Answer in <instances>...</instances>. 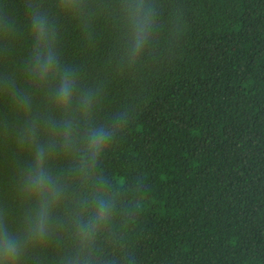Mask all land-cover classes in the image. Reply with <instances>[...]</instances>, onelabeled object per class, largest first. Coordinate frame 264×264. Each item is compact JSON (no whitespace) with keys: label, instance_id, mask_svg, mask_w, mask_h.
<instances>
[{"label":"trees","instance_id":"obj_1","mask_svg":"<svg viewBox=\"0 0 264 264\" xmlns=\"http://www.w3.org/2000/svg\"><path fill=\"white\" fill-rule=\"evenodd\" d=\"M38 48L56 61L44 80ZM37 144L61 189L41 240ZM101 191L108 217L83 239ZM0 228L17 264H264V0H0Z\"/></svg>","mask_w":264,"mask_h":264},{"label":"clouds","instance_id":"obj_2","mask_svg":"<svg viewBox=\"0 0 264 264\" xmlns=\"http://www.w3.org/2000/svg\"><path fill=\"white\" fill-rule=\"evenodd\" d=\"M34 28L40 34L37 39H40L45 32L44 21L39 17L34 18ZM141 46L142 41L137 39L134 49H139ZM36 51L33 73L38 79L44 80L53 72V67L56 63L55 57L51 52L44 54L40 48ZM72 94L73 81L71 75L65 73L55 93L56 103L62 107L68 105L71 101ZM21 103L26 104L27 101L21 98ZM53 127H57V125L54 124ZM60 127L63 129L64 140L67 144H70L72 142L70 122H66L64 125H60ZM25 135L34 139V129L29 127L25 130ZM108 135L102 128L90 129L86 136L87 143L83 149L84 155L81 157L82 161H85V163L91 161L94 167L96 158L99 157L100 150ZM53 148L54 145L51 144H37L35 146V163L28 170L25 177V191L29 192V194L39 193L43 197V199L38 201V210L35 217L30 221V239L41 240L46 237L50 223L51 209L61 192V189L57 186L56 179L43 168V164ZM95 208V216L78 226V231L83 239H90L94 235L95 230L108 217L110 205L103 191L95 199ZM22 248V242L18 237L12 235L6 229L0 228V264H17V260L22 253Z\"/></svg>","mask_w":264,"mask_h":264}]
</instances>
